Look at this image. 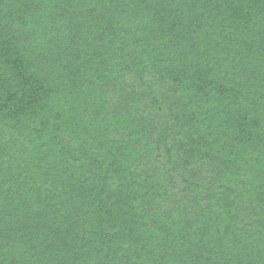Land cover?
Wrapping results in <instances>:
<instances>
[{
    "label": "trees",
    "instance_id": "16d2710c",
    "mask_svg": "<svg viewBox=\"0 0 264 264\" xmlns=\"http://www.w3.org/2000/svg\"><path fill=\"white\" fill-rule=\"evenodd\" d=\"M0 264H264V0H0Z\"/></svg>",
    "mask_w": 264,
    "mask_h": 264
}]
</instances>
